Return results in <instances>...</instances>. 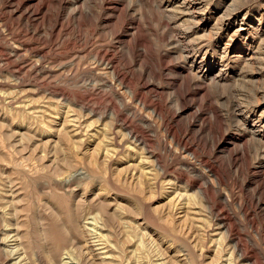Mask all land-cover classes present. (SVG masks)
Wrapping results in <instances>:
<instances>
[{"label": "rangeland", "instance_id": "obj_1", "mask_svg": "<svg viewBox=\"0 0 264 264\" xmlns=\"http://www.w3.org/2000/svg\"><path fill=\"white\" fill-rule=\"evenodd\" d=\"M184 1L0 0V264L18 261L17 256H9L14 242L4 241L11 229L8 225L16 223L7 219L3 208L10 200L3 196L8 179L18 189L20 229L37 248L32 258L47 264L46 254L38 248V216L46 220L52 247L58 223L52 210H59L60 219L65 220L67 202H73L70 193L65 195L63 190L58 196L52 181L44 179L56 174L79 180L73 199L82 198L85 189L88 208L98 211L90 203H97L95 195L103 186L111 212H126V219L133 223L139 219L144 224L146 260L162 253V260L169 264H183L177 256L187 264H213L220 242L226 253L233 252V264H264V123L258 122H264V65L257 63L254 53L259 45L264 49V0H210L211 24L223 11L229 15L239 10L236 17L224 21V37L218 43L208 33L190 36L193 32L188 27H193V17L199 13L183 15ZM185 31L188 36L181 39ZM228 42V58L214 55ZM199 43L214 49L210 48L208 65H193L194 59L183 50L188 46L193 52ZM206 51L200 52V58ZM104 55L113 63L97 66V57ZM114 66L126 84L116 81ZM124 104L130 107L124 109ZM157 107L163 110L162 116L153 111ZM114 109L119 110L118 116ZM67 115L72 120L82 117L72 122V130L81 123V129L94 123L82 153L59 137ZM124 120L149 141L147 152L162 161L169 191L160 186L156 196L150 197L148 192L120 185L113 171L125 163L117 164L118 159L104 170L97 148L104 138L101 130L107 125L111 132H118ZM168 125L186 136L196 154L177 147ZM122 137L118 133L116 138ZM133 146L136 158L144 153V145ZM71 157L72 166L67 164ZM208 164L218 168L219 181ZM190 180L194 183L190 194L197 195L198 203L199 188L208 182L212 202L233 221L229 231L219 226L209 231L203 256L194 247L195 229L173 228L161 220L165 192L173 190V183L183 187ZM204 201L199 204L206 216L209 208ZM44 202H49L48 209ZM222 236L224 240H219ZM110 242L122 245L125 257L136 249L125 238L113 236ZM236 243L239 248L234 251ZM226 253L216 264H226Z\"/></svg>", "mask_w": 264, "mask_h": 264}, {"label": "bare ground", "instance_id": "obj_2", "mask_svg": "<svg viewBox=\"0 0 264 264\" xmlns=\"http://www.w3.org/2000/svg\"><path fill=\"white\" fill-rule=\"evenodd\" d=\"M209 3H210V0H185L184 2H182L183 8L180 9V11L183 15H187L190 13L192 14L199 13L196 19H194V17H193V20L189 18L193 21V24H194L193 27H188L193 32V34H191L190 36H193L194 34H198L199 32L208 33L214 39L216 38L217 43H218L222 39V37H224V32L222 31L224 27L223 26L224 21L231 17H236L237 11L239 10L235 9L233 11H230L229 15H226V13L223 11V13L219 16L217 22L215 24H211L208 18V15H207ZM189 29H187L186 31H188ZM186 31L185 33L184 32L181 33L182 34L180 36L181 39L183 37L186 38L185 36H188L186 34ZM199 44L200 45L196 47L193 52L190 48H188V46H185L183 49L184 52L187 53V58H191L192 60L194 59V61L192 62L193 65L196 63L197 65L199 63L207 64L208 60L210 59L209 58V55L211 53L210 50L211 49L212 51L214 50L213 48H211L210 44L208 45H203L202 43H199ZM230 45L231 44L229 42L226 43L224 49L222 51H215L214 55L219 56L221 59L228 58L229 51H230L229 50ZM257 47H258V50L256 52L253 51L255 55H257L255 60L257 61L258 64L264 65V49L262 48L261 45ZM205 50L207 51L200 58V55H199L200 52H204ZM112 63L113 61L108 60L106 55L102 57H97L96 59L97 66L109 67ZM114 67H115L113 68L114 78L116 79V81H120V84L122 83L124 85L126 79L124 77H122V79H119L122 75L120 76V72L118 68H116V66ZM181 99H184L183 94H181ZM13 100L14 99H12V101ZM146 105L147 103L144 102L143 107H146ZM122 106L124 109H127L130 107L128 104H124ZM14 108H12L11 110H14ZM83 108L88 109L87 105H83ZM89 111H90V114H93L95 110L89 109ZM153 111L155 112V114H158L159 116H162L164 113L163 110L159 107L154 108ZM113 114L115 116H118L119 110L114 109ZM261 117L262 116H260V119ZM80 119H82V117L79 118V120L78 119L77 120L80 121ZM75 120L76 119L74 120L70 119L68 115L64 117L63 127L62 129L59 130L58 134H59L60 139L61 137H64L63 138L64 141L68 139L69 145H71V147H74L73 149L77 150V152L82 153L81 148L86 143V141L90 139V137H88L89 130L90 131L91 129L95 130L94 123L91 122L90 124L86 125L84 129H81V126L83 125L81 123V125L78 126V128L76 127L77 129L75 128V130L74 129L72 130V128L75 127V125L73 127L74 123L72 124V122ZM258 122L264 123L262 122V120ZM70 126H72V128ZM108 127L109 126L106 125L101 130L102 134H104V138L97 145L98 153L100 154V158L102 159L101 164L105 168L104 170H108L109 165H110L109 163L112 160L118 159L117 164L119 162L125 163L123 165L118 164V167L115 168V170L113 171L114 178L117 179L118 183L120 185H124L130 188L136 189L140 192L141 191H144V193L148 192L150 193V197H155L160 186L162 187L163 190L165 189V180L163 179L167 178L165 176L167 174H166V169L164 165L161 164L162 161L160 162L159 157H156L152 155L150 152H147L149 141L147 142L146 138L142 136L141 132L133 128L131 124H128L126 120L123 121V124L121 125V130H119L118 132L114 131L113 133L111 132L112 129ZM167 128H168V133L172 135V139L174 140L177 147L183 148L186 152H189L191 154L193 152V149L189 146V142L186 136L177 131L175 133L170 127V125H168ZM97 131L98 132L96 133L98 134L99 130ZM29 132L30 131L27 129L25 131V134L28 135ZM62 133L66 135L65 136L61 135ZM118 133L122 134L123 136L120 141H118V139L116 138ZM26 135L23 134V137H26ZM94 135L96 134L91 135V138H93ZM86 137L88 138L86 139ZM124 142H126L127 144ZM138 143L140 145H144V153H140V156L139 157L137 156L136 158L135 157L136 153H134V149L136 145L135 147L133 145L138 144ZM123 148L125 149V151L123 154H121V152H123L122 151ZM194 154L196 153L193 152V155ZM148 155H151V156H148ZM93 157H95L94 154H93ZM67 164L72 166L73 164L72 157L67 161ZM208 168L210 172H212L215 175L216 179L219 181L221 178L219 176V170L215 166V164H208ZM194 172H196V169ZM54 177L55 176L53 177L45 176L44 179H46L47 181H50V180L52 181V186L54 187V191L55 193H57V195L62 193L63 190H65V195L67 193H70L71 195L69 196V198H71L73 202L71 201L67 202L68 214H66L67 217L65 220L62 217L64 221L60 219V215L62 214L59 212V210H57L56 208L52 210L53 216L57 217L56 222L58 221L57 226H56L57 228L56 230H54V233H53L54 234L53 236L55 237L53 241V246L51 244L52 247H50V244L48 243L50 240V239L48 240V238L52 234L50 233V230H49V233H50V236H49L48 231L45 228L46 220L41 217L42 215L38 216V224L40 226L39 233L41 236V241H40L41 243L40 245H38V248H40L46 254V257L48 259V261L46 262L47 264H169L162 260L164 259L162 258V253H159L157 256H155V259L154 258L152 259V257H150L148 260H146V258H144V254H143V251H144V246H143L144 236L143 235L144 234L142 233V229H141V227H143L144 224L143 225L139 224V219H137L136 220L137 222H134V223L132 221H129L128 219H126L127 216H129V214L126 212H121V214L117 210H114L111 212L108 209L109 208L108 203L110 200L106 198L108 193H107V190L103 186L98 188L97 194L95 195V198H97L98 200L97 203L95 202L90 203L92 204L93 208L98 210V211H94L90 207L88 208L89 203L85 201L84 199V196L86 194L85 189H83L84 193H83L82 198H80L79 200L73 199L75 192L78 191L77 188H80L79 180H76L74 178L72 179L71 177L67 178L66 176L62 177V175H59V174H56V177L55 178ZM6 181H7L6 183L8 186H5V188H3L7 190V191L5 190L6 192L5 194L3 193L4 194L3 196H5L6 198L10 200L8 201L9 205L3 208L4 209L6 208L7 212L5 214L7 216V219L11 221L12 220L16 221L15 225H13L14 227L12 225H8V228H11V229L6 234V238L5 237H4L5 239L3 238L4 241L7 242V241L12 240V242H14L15 244L14 248L11 249V251H9V256H13V257L17 256L18 261L15 264H44V262H41L39 258H37L36 260H34L35 258H32V256L34 255L35 257V255H37L38 252L37 253L33 252V254H31L32 251L37 250L36 245L34 247L32 240L31 242L25 240V236L20 229L21 227L20 221H19L20 210L18 206V203L20 201H17L16 196H15V193L17 192L18 189H15L16 184H14L15 182L13 179H8ZM176 183L175 184L173 183L174 187L172 186L173 190H171V192H168V194H166L165 192L164 196H166L167 203L165 205V208L164 207L162 208L163 215L161 216V220L165 222L167 225L173 226V228L178 229L179 227H181L182 229L183 228L189 229V231H191L192 229H195L196 236L194 240H196L195 241L196 244L194 247L197 248L198 251L201 252V256H203L204 247H205L204 240H207L206 237L209 235V231H211V229H213L215 226L227 228V231H229L230 225L232 226L231 224L232 218L230 215L225 214L223 210L221 209L218 210L215 203L212 202L211 195H212L213 188L208 182H203L202 184L204 183L205 184L199 188L200 192L197 193V194H200L201 196L200 197L201 202H203V200L207 202L209 210L205 211L206 216L203 215L202 213L204 211V208L203 209L201 208L202 204H199L201 202L198 203L197 198H196L197 195L190 194V191L192 190L194 186L193 181L191 180L188 181L187 184L183 187H180L181 185L179 186ZM168 184H171V182ZM166 191H169V190H166ZM43 205H45V208L47 209L50 206L49 202H44ZM141 214H142L141 212L138 213V216ZM113 236L117 237V240H121L122 238H125V240H128L130 245L136 246L135 251L130 252V257L127 253H126L127 256L125 257L124 255L125 251L122 249V245H112L111 244L110 240ZM224 236H222L219 240H224ZM96 247H99V248H96ZM236 248H239L238 243L235 244L234 251L236 250ZM225 253H226L225 248H223L222 244H220L219 242L217 244V249L215 251L216 257H215L213 264H216L217 261H221V260L223 261L225 257ZM226 254L229 255V256L227 255L228 258L226 259V264H233L234 262L233 257H232L233 252L232 253L228 252ZM180 257L181 256L176 257L178 262L183 263V264L188 263L187 260H185L182 257L181 259ZM178 258L180 260H178ZM65 260H67V262H65ZM132 260H134V263L131 262Z\"/></svg>", "mask_w": 264, "mask_h": 264}]
</instances>
